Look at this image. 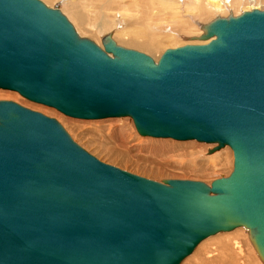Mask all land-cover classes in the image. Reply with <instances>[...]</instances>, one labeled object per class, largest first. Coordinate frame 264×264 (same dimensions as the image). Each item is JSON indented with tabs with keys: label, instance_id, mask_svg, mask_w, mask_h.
<instances>
[{
	"label": "water",
	"instance_id": "95a60500",
	"mask_svg": "<svg viewBox=\"0 0 264 264\" xmlns=\"http://www.w3.org/2000/svg\"><path fill=\"white\" fill-rule=\"evenodd\" d=\"M150 56L81 37L60 6L0 0V89L142 137L229 147L211 185L101 162L54 118L0 101V264H182L238 228L264 264V11L217 17Z\"/></svg>",
	"mask_w": 264,
	"mask_h": 264
},
{
	"label": "rangeland",
	"instance_id": "374dc122",
	"mask_svg": "<svg viewBox=\"0 0 264 264\" xmlns=\"http://www.w3.org/2000/svg\"><path fill=\"white\" fill-rule=\"evenodd\" d=\"M41 1L50 8L60 6L81 37L91 39L102 47V38L111 33L118 45L144 53L155 62L168 49L199 44L191 42V39L202 34L201 26L217 17H228L230 13L240 15L252 9L264 11V0H235L228 5L219 4L217 9L209 3L210 0ZM75 16L84 25H79ZM151 41L154 43L152 49L141 48L142 43ZM0 101H13L56 119L74 141L101 162L152 181L190 180L211 185L216 180L229 177L234 168V155L229 147L209 155L215 145L142 137L130 118L72 119L53 108L28 101L17 92L2 89ZM208 240L202 242L192 257L182 264H198L204 257L208 260L210 252H213L214 263H217L221 252L234 262L231 255L234 250L238 251L233 248L235 242L240 245L246 261L263 264L244 228L221 233ZM222 246L227 248L223 250ZM250 261L248 264H251Z\"/></svg>",
	"mask_w": 264,
	"mask_h": 264
},
{
	"label": "bare ground",
	"instance_id": "6f19581e",
	"mask_svg": "<svg viewBox=\"0 0 264 264\" xmlns=\"http://www.w3.org/2000/svg\"><path fill=\"white\" fill-rule=\"evenodd\" d=\"M209 3H211V5H213L214 7H215V9H217V7L219 8V4H220V1L219 0H210L209 1ZM248 7V6H247ZM75 18H76V21L79 23V25L80 24H82V25H84V23H83V21L80 19V18H78L77 16H75ZM103 25V24H102ZM117 33V32H116ZM126 36V35H125ZM117 39V38H116ZM158 43V42H157ZM157 43H155L156 44V46L158 45ZM154 43L151 41V42H147V43H142L141 44V48L143 49H145V50H150V49H152L153 47H154V45H153ZM159 46V45H158ZM157 46V47H158ZM239 234V233H238ZM237 236V235H236ZM208 240V239H207ZM209 241V240H208ZM222 242V241H221ZM226 242V241H225ZM234 243V242H233ZM239 244H237L236 242H235V244H234V246L233 245H231V246H233V248H235L236 250H238L237 251V253H236V251L234 250L233 252H234V254H232L231 255V257L234 259L233 261L234 262H230L231 260H230V257H229V259H227V256L228 255H224V252H221V256H220V258L218 259V260H216V262L218 263V264H248L249 263V261L247 260L246 261V259H244L245 257H243V252H242V250L240 249V245L238 246ZM223 247V246H222ZM220 248V247H219ZM227 247L226 246H224L222 249L224 250V249H226ZM197 253V252H196ZM217 253H219V251L218 252H216L215 254H217ZM213 254V252L211 253L210 252V254H209V257H208V260H204V258L198 263V264H217V263H214V261H213V259H214V256L212 255ZM227 254V253H226ZM192 257V256H191ZM254 257V256H253ZM250 258V257H249ZM254 259V258H253ZM196 260V259H195ZM246 262H245V261ZM191 262V261H190ZM194 262V261H193ZM251 262V261H250ZM197 263V262H196ZM193 264V263H192ZM251 264H252V262H251Z\"/></svg>",
	"mask_w": 264,
	"mask_h": 264
},
{
	"label": "built area",
	"instance_id": "2783aa9c",
	"mask_svg": "<svg viewBox=\"0 0 264 264\" xmlns=\"http://www.w3.org/2000/svg\"><path fill=\"white\" fill-rule=\"evenodd\" d=\"M182 1H184V0H182ZM220 1V4L221 5H223V4H226V5H228V4H230L231 2H233V1H235V0H219ZM245 2V1H247V2H255V0H240V2Z\"/></svg>",
	"mask_w": 264,
	"mask_h": 264
}]
</instances>
